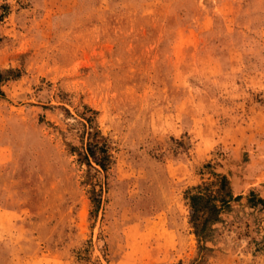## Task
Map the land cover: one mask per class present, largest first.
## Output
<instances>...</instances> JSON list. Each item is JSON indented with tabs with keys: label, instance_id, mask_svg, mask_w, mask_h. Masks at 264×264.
<instances>
[{
	"label": "rangeland",
	"instance_id": "374dc122",
	"mask_svg": "<svg viewBox=\"0 0 264 264\" xmlns=\"http://www.w3.org/2000/svg\"><path fill=\"white\" fill-rule=\"evenodd\" d=\"M0 73V264H264V0H0Z\"/></svg>",
	"mask_w": 264,
	"mask_h": 264
},
{
	"label": "trees",
	"instance_id": "16d2710c",
	"mask_svg": "<svg viewBox=\"0 0 264 264\" xmlns=\"http://www.w3.org/2000/svg\"><path fill=\"white\" fill-rule=\"evenodd\" d=\"M2 80L4 77L0 73ZM213 177L212 181L192 187L184 196L191 209L189 224L197 241L210 236L212 223L220 212L228 208L231 198L227 179L220 174H213Z\"/></svg>",
	"mask_w": 264,
	"mask_h": 264
}]
</instances>
